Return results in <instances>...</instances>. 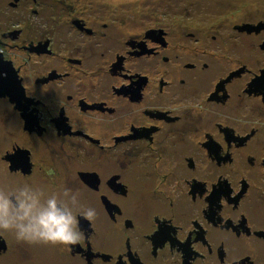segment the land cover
Returning a JSON list of instances; mask_svg holds the SVG:
<instances>
[{
    "label": "flooded vegetation",
    "instance_id": "obj_1",
    "mask_svg": "<svg viewBox=\"0 0 264 264\" xmlns=\"http://www.w3.org/2000/svg\"><path fill=\"white\" fill-rule=\"evenodd\" d=\"M190 4L0 0V186L96 211L0 264H264V0Z\"/></svg>",
    "mask_w": 264,
    "mask_h": 264
},
{
    "label": "clouds",
    "instance_id": "obj_2",
    "mask_svg": "<svg viewBox=\"0 0 264 264\" xmlns=\"http://www.w3.org/2000/svg\"><path fill=\"white\" fill-rule=\"evenodd\" d=\"M92 220L94 208L80 204L70 190L51 192L31 183L0 186V234H10L28 245L70 246L82 234L77 217Z\"/></svg>",
    "mask_w": 264,
    "mask_h": 264
},
{
    "label": "rangeland",
    "instance_id": "obj_3",
    "mask_svg": "<svg viewBox=\"0 0 264 264\" xmlns=\"http://www.w3.org/2000/svg\"><path fill=\"white\" fill-rule=\"evenodd\" d=\"M181 1V3H179ZM223 1L227 2L228 0H113L114 5H117V8L123 12H133L136 11L135 6L139 5V10L142 7L146 6V11H168V12H175L177 10V6H188V5H195L190 3H199L200 5L204 6V11L206 12H213L212 5L215 6L216 2ZM207 8L205 7V4ZM119 11V10H118ZM195 9L191 10V17L188 19V24L192 23L190 26L193 28L197 27V21L200 18L198 14L199 12ZM210 20V18H209ZM142 20H140L141 22ZM4 120L7 119V116L3 118Z\"/></svg>",
    "mask_w": 264,
    "mask_h": 264
}]
</instances>
